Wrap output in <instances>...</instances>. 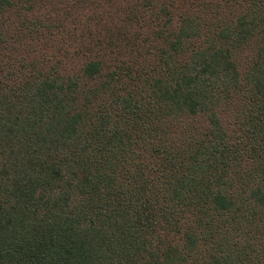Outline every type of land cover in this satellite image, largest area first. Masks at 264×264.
<instances>
[{
  "label": "trees",
  "instance_id": "trees-1",
  "mask_svg": "<svg viewBox=\"0 0 264 264\" xmlns=\"http://www.w3.org/2000/svg\"><path fill=\"white\" fill-rule=\"evenodd\" d=\"M0 264H264V0H0Z\"/></svg>",
  "mask_w": 264,
  "mask_h": 264
}]
</instances>
